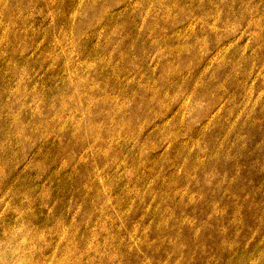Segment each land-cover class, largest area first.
<instances>
[{
  "label": "rangeland",
  "instance_id": "obj_1",
  "mask_svg": "<svg viewBox=\"0 0 264 264\" xmlns=\"http://www.w3.org/2000/svg\"><path fill=\"white\" fill-rule=\"evenodd\" d=\"M0 264H264V0H0Z\"/></svg>",
  "mask_w": 264,
  "mask_h": 264
}]
</instances>
